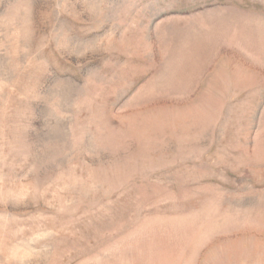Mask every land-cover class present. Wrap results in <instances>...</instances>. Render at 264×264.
I'll return each instance as SVG.
<instances>
[{"label": "rangeland", "instance_id": "rangeland-1", "mask_svg": "<svg viewBox=\"0 0 264 264\" xmlns=\"http://www.w3.org/2000/svg\"><path fill=\"white\" fill-rule=\"evenodd\" d=\"M0 264H264V0H0Z\"/></svg>", "mask_w": 264, "mask_h": 264}]
</instances>
